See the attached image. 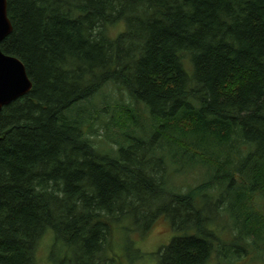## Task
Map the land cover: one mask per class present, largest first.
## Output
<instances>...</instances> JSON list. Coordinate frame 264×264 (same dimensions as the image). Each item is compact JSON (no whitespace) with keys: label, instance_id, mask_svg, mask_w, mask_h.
<instances>
[{"label":"trees","instance_id":"obj_1","mask_svg":"<svg viewBox=\"0 0 264 264\" xmlns=\"http://www.w3.org/2000/svg\"><path fill=\"white\" fill-rule=\"evenodd\" d=\"M7 3L33 88L0 112V264L48 229L58 264H115L126 217L180 233L159 264L264 257V0Z\"/></svg>","mask_w":264,"mask_h":264},{"label":"rangeland","instance_id":"obj_2","mask_svg":"<svg viewBox=\"0 0 264 264\" xmlns=\"http://www.w3.org/2000/svg\"><path fill=\"white\" fill-rule=\"evenodd\" d=\"M122 25V24H121ZM123 26V25H122ZM119 30H124L123 28ZM118 29H112L110 31L113 37H116L117 34L120 32ZM119 31V32H118ZM118 32V33H117ZM96 104V103H95ZM102 106V104H98V107ZM110 109H108L109 111ZM108 111H101V114H97V119L100 117L101 120L104 121L108 120L110 117V112ZM97 112V111H96ZM76 113V112H75ZM100 119L96 120L95 128L97 133H94L92 138L95 140V143L99 145H103L106 143L104 138V133L106 132L103 123H100ZM109 145V144H108ZM106 148V147H105ZM176 183L182 182L183 188H187L185 177H177ZM188 181H191L188 179ZM257 202H261L259 196L255 197ZM216 202V201H215ZM263 205H264V201ZM220 212H217V216L220 215ZM169 221L166 220L165 222L159 221L157 224L148 232H143V227L135 225L132 220V217L125 218L123 221L118 223L115 226L114 238H113V247H114V254L117 253L121 258H119V262L115 264H159V257L156 253L161 247L167 246L173 237L179 235L180 233L170 226L168 227ZM222 225L224 226L225 224ZM226 231V230H225ZM222 230V237L225 241L228 242V238L230 236ZM217 245H215V249H217ZM69 249L61 242L55 241L54 231L48 229L47 234L45 233L39 241V246L37 248L35 254V263L34 264H58L55 262V259L52 256V253L56 257H61L63 254L68 253ZM140 254V256H139ZM108 255H112L110 250ZM253 255V254H252ZM54 256V257H55ZM214 259H216V251L213 252ZM255 258L246 257L243 254L237 258L235 264H264V257L259 258L253 255ZM217 261V260H216Z\"/></svg>","mask_w":264,"mask_h":264},{"label":"water","instance_id":"obj_3","mask_svg":"<svg viewBox=\"0 0 264 264\" xmlns=\"http://www.w3.org/2000/svg\"><path fill=\"white\" fill-rule=\"evenodd\" d=\"M7 0H0V44L12 32ZM33 88L25 64L17 57L5 54L0 47V112Z\"/></svg>","mask_w":264,"mask_h":264}]
</instances>
